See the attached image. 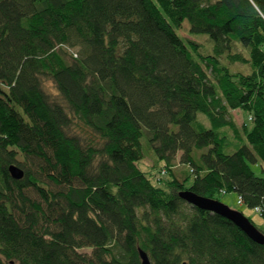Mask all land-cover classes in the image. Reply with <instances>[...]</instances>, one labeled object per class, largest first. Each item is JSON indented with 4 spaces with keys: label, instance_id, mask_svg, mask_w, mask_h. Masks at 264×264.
<instances>
[{
    "label": "trees",
    "instance_id": "obj_1",
    "mask_svg": "<svg viewBox=\"0 0 264 264\" xmlns=\"http://www.w3.org/2000/svg\"><path fill=\"white\" fill-rule=\"evenodd\" d=\"M257 162L264 0H0V264H264L178 196L234 191L264 221Z\"/></svg>",
    "mask_w": 264,
    "mask_h": 264
},
{
    "label": "rangeland",
    "instance_id": "obj_2",
    "mask_svg": "<svg viewBox=\"0 0 264 264\" xmlns=\"http://www.w3.org/2000/svg\"><path fill=\"white\" fill-rule=\"evenodd\" d=\"M185 22V21H184ZM187 22H185L184 24L186 25ZM179 33L185 37L188 38V33L186 32V26H183L179 29ZM206 37V35H194L192 37H190L191 39H194L196 42L199 43H204L207 44L206 39L204 38ZM189 38V39H190ZM47 88L51 91V92H56L52 86L51 83H47ZM18 111L21 112L20 108L17 107ZM230 115L233 117L236 126H239L241 124L242 121H244L246 124H249V122H247V115L246 113L240 111V110H236V111H230ZM203 123L207 126V120L204 119L203 117L199 116ZM143 157L141 160H139L138 166L139 168L146 172L149 173L150 176L154 177L157 176L156 172L158 167H161L164 165V162L162 161H156V157L153 153V151L144 145L143 147ZM178 156V155H177ZM175 163H178V158L175 159ZM250 168H252L255 176L261 177L264 176V165L261 164V162H257V163H250ZM182 168V166L176 167V169L178 170L179 168ZM165 174V173H164ZM163 173H160V176L164 175ZM158 178V177H156ZM153 180V179H152ZM190 178L186 181V186H189L190 184ZM238 197L236 192L234 191H229L227 193H221L218 196V201L223 202L225 205H227L229 208L234 209L238 212H243V214L249 218L252 222H254V224L258 227V229H260L261 231L264 230V221L263 218L260 217V214L256 211H254V209H248L246 208L242 203H238ZM80 252H89V250H86L84 248L78 250Z\"/></svg>",
    "mask_w": 264,
    "mask_h": 264
},
{
    "label": "water",
    "instance_id": "obj_3",
    "mask_svg": "<svg viewBox=\"0 0 264 264\" xmlns=\"http://www.w3.org/2000/svg\"><path fill=\"white\" fill-rule=\"evenodd\" d=\"M7 168L12 179H22L23 171L16 165H9ZM178 196L186 203H189L197 209L199 208L208 213L210 212L218 215L219 217L221 216L229 223H232L241 232H243L252 242L264 246V233L260 232L242 212L231 209L223 202H220L218 200L195 194L189 189L179 191ZM138 255L140 264H151L150 259H148L147 253H145L140 248L138 249ZM182 264L186 263L183 262Z\"/></svg>",
    "mask_w": 264,
    "mask_h": 264
},
{
    "label": "built area",
    "instance_id": "obj_4",
    "mask_svg": "<svg viewBox=\"0 0 264 264\" xmlns=\"http://www.w3.org/2000/svg\"><path fill=\"white\" fill-rule=\"evenodd\" d=\"M237 201H238V203H239V204L241 203V201H240V199H239V198H238V200H237ZM254 211H256V212H259L257 208H254Z\"/></svg>",
    "mask_w": 264,
    "mask_h": 264
}]
</instances>
